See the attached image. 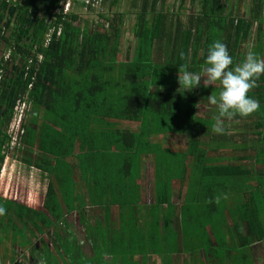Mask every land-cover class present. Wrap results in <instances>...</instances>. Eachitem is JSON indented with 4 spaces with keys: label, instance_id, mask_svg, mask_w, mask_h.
Returning <instances> with one entry per match:
<instances>
[{
    "label": "trees",
    "instance_id": "obj_1",
    "mask_svg": "<svg viewBox=\"0 0 264 264\" xmlns=\"http://www.w3.org/2000/svg\"><path fill=\"white\" fill-rule=\"evenodd\" d=\"M140 1L138 23L134 29L137 54L133 57L129 46L125 61H119L124 27L122 12L100 13L105 22L90 26L89 21L84 25L79 23L81 16L73 10L67 14H53L62 0H43L46 9L42 14L40 0H0V39L10 51L9 59L0 56V174L5 150L10 145L8 128L15 107L19 101H29L36 113L44 111V118L40 119L31 112L28 118L26 116L22 141L29 152L22 155L21 161L28 168L36 166L44 170L50 177L44 191L5 180L7 184L2 190L0 205L7 209V213L0 216V230H3L0 240L8 237L13 229L14 243L20 242L21 247L29 243L25 230L9 214L13 212L37 239L54 230L60 245L55 252L49 250L48 245L42 248L46 264H96V247L102 250L100 264H150L152 256L160 258L157 264H173V254L183 244V247H190L186 242L191 238L195 242L194 251H187L190 259H198L197 256L201 259L195 253L200 254L203 250L205 264H247L251 255L245 247L250 248L254 237L264 239V183L259 182V176L256 175V188L261 192L255 194L256 188L253 192L250 189V198L242 201L238 214H233L241 239L238 252L243 248L241 251L245 252L241 257L228 249L227 234L224 233L231 232L230 228L222 226L224 221L213 214H204L201 219L200 215L198 219L183 212L182 205L178 224L181 228L174 227V203L172 207L164 199L171 190L166 193L167 189L163 191V185L160 187V180L167 181L171 177L168 170L166 173L161 168L163 163H168V157L163 160L160 155L156 156L165 150L159 144L158 150L153 151L149 139L156 133L191 136L187 151L196 159L193 166L201 170L197 174L199 178L193 176L186 184V197H189L190 188L191 192L194 191V183L202 185L203 177H208L210 170L231 178L245 179L250 175L251 170L243 163L250 160V155L247 158L238 154L232 164H207L216 162L212 152L223 157V151H234L226 147L229 130L223 134L215 133L216 136H209L208 140L200 139L198 132L194 134L197 128L199 131L207 123L197 115L199 91L197 88L190 92L180 89L177 76L179 69L199 72L207 48L215 40L225 43L233 63L239 64L244 57L240 46L252 36L256 23L255 48H259L257 53L264 56V0H252L248 17L243 16L241 9L237 17L232 13L224 15V0H201V12L190 16L188 24L180 15L174 23L170 13L159 10L160 3L166 0ZM74 2L76 7H92L84 0ZM107 2L118 7L121 0H102L101 4ZM137 4L134 2V6ZM53 28L52 39L46 45V35ZM37 53L44 56L40 63ZM248 95L260 101V108L247 117L235 118L248 121L254 118L258 138L253 167L254 164L260 165L263 169L254 171L264 176V75ZM113 118L139 121V129L114 127L110 130L116 123ZM219 135L222 140L218 139ZM77 143L80 152L74 155ZM109 148L114 150L113 158L103 154ZM141 149L145 155L156 152L158 157H155L154 204H145L142 208L140 193L128 195L126 189L119 191L115 186L120 183L117 177L121 173L130 174L122 168H130L133 155L141 156ZM15 151L20 153L22 150ZM73 156H76V162L72 161ZM229 159L224 155L222 161ZM76 166L81 170L79 177L86 182L89 199L82 191L83 184L75 187L76 180L72 178L76 176ZM90 180L100 183H89ZM249 188L247 183L240 184L238 194ZM213 192L206 195L214 198ZM88 202L101 207L102 213L105 211V218H98L96 228L92 233L87 232L92 255L83 250L76 238L62 237L57 226L66 213L83 210ZM165 203L166 207H160ZM217 203L218 199L213 201V206L216 207ZM192 207L185 206V210ZM116 208L118 214L114 220L112 213ZM142 212L144 215L140 214ZM190 219H198L199 234L190 229ZM88 224L92 225L87 223L86 228ZM244 224L245 230L242 229ZM18 234L22 235V241ZM179 241V244L182 241L180 247ZM11 259L15 263V258Z\"/></svg>",
    "mask_w": 264,
    "mask_h": 264
},
{
    "label": "rangeland",
    "instance_id": "obj_2",
    "mask_svg": "<svg viewBox=\"0 0 264 264\" xmlns=\"http://www.w3.org/2000/svg\"><path fill=\"white\" fill-rule=\"evenodd\" d=\"M134 2L138 3L137 6H134ZM133 0H121V3L118 5V7H112L107 3L104 4H97L95 6H92L91 8L88 7H76L74 6L73 11H76L77 13L80 14L81 16V23L84 25L86 21H89L90 26L94 25L95 23L98 22H105V20L100 16V13H106L108 15L113 14L115 11L122 12L123 18H124V27H123V34H122V41H121V54L119 56V61H125L127 58V49L129 46L132 48V56H136L137 51H135L136 46L138 45L137 37L134 35V29L138 23V12L140 11L141 7V1L138 0L134 1ZM39 8H40V14H42L45 9H46V4L43 2V0H40L39 3ZM140 4V5H139ZM252 5V0H224V7H223V13L224 15H228L229 13H232L234 17L238 16V11L241 9V12L244 14L243 16L248 17L249 14V9ZM163 9L164 11L168 12L171 14V18L174 23H176V18L178 15H180L181 19L183 22L188 24L187 22L189 21V17L195 14H198L202 10V3L201 0H186L185 2L182 3V0H166L165 2H161L159 5V10ZM262 26H263V31H264V11L262 15ZM257 23L254 25V28L252 30V36L249 38L248 41H244L241 44V50L243 51V56L247 54L248 51H255L257 52L259 48H255V45L257 43ZM264 40V37H263ZM9 47H6L3 40L0 39V56L3 57L4 59H9L10 58V51L8 49ZM241 56L239 55V59ZM10 66V65H9ZM198 93H199V100H198V108H197V115L203 117L205 121L207 122L206 125H204L199 131L198 128L196 129L194 134L200 133L199 138L203 140H208L209 136H216L215 133L212 131V125L213 122V117L217 111L216 106L212 105L208 101V96H210L212 93L213 94H218L219 92V83L217 82V85H209L207 88L203 86V78H201V85L197 87ZM206 89V90H205ZM210 89V91H208ZM28 110H27V118L31 112L36 113L32 107L31 103L28 101ZM41 114H43L42 119L44 118V112L39 111L36 113V115L41 117ZM26 118V120H27ZM255 120L252 118V120H241L238 118H233L231 120H228L225 122V128L229 130L226 140H227V148H230L231 150L234 151H223L222 153L227 156V158H231L227 160L226 162L222 161L224 160V155L223 157L218 156V152H212L211 155L213 156L212 158H216L213 161V163H208L207 164H229L233 163V160L237 158L239 155H246L248 158V155L250 157L247 161H244L245 166L251 170L250 175L245 178V179H240L231 178L229 175H224V174H217L214 171H209V174L207 175L208 177H203V183L202 185L199 186V184L194 183L192 187L194 188V191L189 192V197H183L185 194L186 189L188 186L186 185L187 183L185 181H181L184 179H187L188 181L190 178L194 176V178H199L198 177V172L201 169H197L198 166H193V162H196V159L193 157L194 155L191 154V152L188 150H184V146H187L189 144V140L191 138L190 135L188 134H177L174 133L175 135L170 136V138H167L166 136H161L160 139L163 143H168L169 145L175 147L174 149L172 148L170 151H160V153H157V156L160 155L163 160L165 158L167 159L168 163H163L162 170L171 176L167 181L160 180V187L163 185L162 190L164 191L167 189H172L173 186L175 188V196L173 195H168L167 197H164V199L168 200V203L171 204L173 207V203L175 204V208H177V213L182 212L180 210L181 204L184 206L183 212L186 214H189L190 216L196 217L200 219L203 217L204 214H213L214 216L220 218L221 220L224 221L222 226L224 227H229L230 231L232 234H236L239 236L238 230L235 228L236 219L234 218L235 215L233 214H238V209L240 208V204L242 201H247L250 198V189L251 191L256 188L257 182H256V175L259 176V182L264 183V176L259 175V173L255 172L257 170H261L263 168H260L261 166L258 164H254L253 167V155L255 156V151H256V142L258 138V134H256V128L254 127ZM198 132V133H197ZM198 136V135H197ZM218 139L220 140L223 139L221 135H219ZM196 138V135H195ZM153 140V139H152ZM153 143L152 141H150ZM156 146V145H155ZM20 153L18 151H15V149H11L8 151L7 158L4 160V163L2 165V171L0 174V196L2 195V190H4V187L6 186L8 181H12L11 183L15 184H20L24 185L26 187L30 186L32 189H40L42 188V191H44L45 187L48 183V180L46 179L43 180L41 179V175H39L34 169H30L27 167V165H24L23 162L21 161L22 155L25 154V152L28 151L27 147H24ZM7 151V150H6ZM29 152V151H28ZM38 152V151H37ZM7 153V152H6ZM35 153V152H34ZM33 153V154H34ZM142 155L141 156H136V153L133 155V160H131V163L133 164L130 168H125L123 167L122 170H127L130 172V174H124L121 173L120 177H117V181L120 183H116L115 186L119 191L127 190L125 194L128 195H134L137 196L140 193V196H143V188L142 184L137 183L138 179V173L139 179H142V181L145 178V175L142 173L145 171L144 169V160L147 157L145 153H142V149L140 152ZM220 153V152H219ZM36 154V153H35ZM239 154V155H238ZM252 155V156H251ZM245 157V158H246ZM234 158V159H233ZM162 160V161H163ZM154 162H157L154 160ZM247 163V164H246ZM27 167V168H26ZM253 167V169H252ZM26 168V169H25ZM189 168V169H188ZM27 170V171H26ZM255 170V171H254ZM32 171V173H31ZM214 176V177H213ZM71 178V177H70ZM154 178H155V173H154ZM73 181L76 180L75 187L78 184V181L80 180V177L74 176L72 178ZM151 179V177L149 178ZM148 179V180H149ZM215 179V182L212 180ZM72 181V180H71ZM116 181V182H117ZM239 182V183H238ZM10 183V184H11ZM22 183V184H21ZM149 191L146 193L145 192V200L141 201L140 206L142 208L143 205H148L151 206L154 204V195H153V188L151 184V180H149ZM171 183V186H169ZM235 183V184H232ZM242 183H247L249 185V189H245L241 193L238 194V186ZM34 184V185H32ZM38 184V185H36ZM42 184V186H41ZM69 184V182L66 184V186ZM222 184V185H221ZM232 184V185H231ZM32 185V186H31ZM118 185V186H117ZM147 187V184H144ZM155 185V183H154ZM167 185V187H165ZM244 185V184H243ZM40 186V187H39ZM114 186V187H115ZM159 186V185H158ZM169 187V188H168ZM199 188V190H197ZM147 189V188H145ZM214 190L215 197H208L206 194L211 193ZM195 192H199L196 194ZM253 192V191H252ZM256 192L260 193L261 190H255ZM183 197V198H182ZM224 198V200H220L219 198ZM175 198V201H173ZM5 199V198H3ZM201 199V201L199 200ZM218 199V203L216 207L213 206V201ZM173 202V203H172ZM167 203L162 204L160 207L166 206ZM93 205L88 202V206L84 208L83 210L77 209L76 211L72 213H66L64 216V220L61 221L60 224H58V228L60 229V234L61 236H74L81 246L83 247L84 251L87 252L88 254H93V250L91 247V244L89 243L88 235L87 232L90 231L92 233V229L96 228V222L97 219L100 217V214L102 213V208H93ZM185 206L187 208L189 206H193L190 208L188 211L185 210ZM264 209V205H263ZM114 211H116L114 209ZM113 211L112 215L116 218L118 212L115 214ZM264 212V210H263ZM10 215L13 216L14 221L18 224L19 227H21L23 230H25V234L29 240V243L26 244L25 246L21 247L19 243H14V236L13 232H9L8 237L2 238L4 239L3 241L0 240V264H38V260H42L44 264L45 258L43 253L42 248L45 246H49V250L55 252V248L60 245V241L56 239L54 235V230L51 229V231L44 233L40 235V238L37 239L30 230H27L23 227L22 222L13 214V212H9ZM105 215V211L102 213ZM101 218V217H100ZM178 224L179 223V216L176 217ZM198 219H190V229L197 234L201 232V227ZM91 223L93 225L88 224V228H86L87 223ZM231 224V225H228ZM186 227V223L183 224ZM242 229H246V225H242ZM181 226L179 225V230ZM70 229V233L68 232ZM3 230H0V233H2ZM221 234L223 232H220ZM228 234V233H224ZM19 238H21L22 241V235L18 234ZM1 238V234H0ZM227 237V245L230 247L228 248L229 250H233L234 254H242L245 253L243 249H239L240 252H238V248L241 246V239L239 238H231ZM229 239L232 241V245L228 242ZM195 240L191 238L186 244L188 245H193ZM177 242L178 246L180 247L182 245ZM185 243V242H184ZM176 244V243H175ZM33 245V246H32ZM234 245V246H233ZM175 246V247H178ZM184 246V244H183ZM181 246L178 253L173 256V261L174 264H205V259H204V251L200 250L199 253H195V255H199L201 259L197 256L198 259H190L191 256L187 255L189 254L187 251L193 250L192 248L194 245L191 247H183ZM61 247V246H60ZM174 247V248H175ZM247 249V252L249 255H251L247 259V264H264V242L263 240H259L256 237L252 239L251 246L250 248L245 247ZM34 249V250H33ZM178 250V249H177ZM194 251V250H193ZM95 252H97L98 256L96 257L97 263H101L102 259V250L99 248H95ZM193 253V252H192ZM222 253V252H221ZM220 253V254H221ZM11 257L15 258V263L14 261L12 262ZM246 259V258H243ZM203 260V263L200 261ZM153 259L150 261V264H154L156 262V259L153 263ZM156 264V263H155Z\"/></svg>",
    "mask_w": 264,
    "mask_h": 264
},
{
    "label": "clouds",
    "instance_id": "obj_3",
    "mask_svg": "<svg viewBox=\"0 0 264 264\" xmlns=\"http://www.w3.org/2000/svg\"><path fill=\"white\" fill-rule=\"evenodd\" d=\"M261 75H264V56L255 51H248L239 64H234L227 45L215 40L207 48L200 71L179 69L177 79L180 89L185 92L199 87L201 78L205 88L219 83L218 94L212 93L208 96V101L217 109L213 117L212 131L223 134L226 131V119L247 117L260 108V101L248 93L256 86ZM6 213L7 209L0 205V216ZM38 264L44 262L38 260Z\"/></svg>",
    "mask_w": 264,
    "mask_h": 264
},
{
    "label": "crops",
    "instance_id": "obj_4",
    "mask_svg": "<svg viewBox=\"0 0 264 264\" xmlns=\"http://www.w3.org/2000/svg\"><path fill=\"white\" fill-rule=\"evenodd\" d=\"M50 42V41H49ZM45 44L47 45L48 43H47V41L45 40ZM39 55H42V59H39ZM43 58H44V56H43V53H37V59H38V62L40 63L42 60H43ZM198 89V88H197ZM206 90V89H205ZM208 91H210V89L208 90ZM42 112H44L43 110H42ZM42 117H43V114H41V117H40V119H42ZM113 121H115L116 123L113 125V126H111V128H109L110 130H112L114 127H123V128H131V129H133V130H138L139 129V125H140V122L139 121H134V120H126V119H112ZM94 130H97V129H94ZM174 136L175 134L174 133H171V134H161V133H156V134H152L151 136H150V141H152L153 142V146L151 147L152 149H153V151H157L158 150V145L160 144L161 145V149H163V150H165V151H168V150H171L172 148L174 149L175 147H173V146H171V145H169L168 143H163L160 139H158V138H160L161 136H166L167 138H170V136ZM153 139V140H152ZM105 140V138L103 137L102 138V141H104ZM109 140V139H108ZM101 141V139L98 141V142H100ZM110 142V141H109ZM156 145V146H155ZM24 147H25V145H24ZM187 147H188V144H187V146H184V147H182V148H184V150H187ZM160 148V147H159ZM7 150V151H6ZM6 150H5V160H6V158H7V154H8V151L10 150V147H7L6 148ZM7 152V153H6ZM80 151H79V143H77V145H76V147H75V149H74V155H76V154H78ZM155 153L156 152H154V153H150V154H147V157L145 158V160H144V162L143 163H145L144 164V169H145V171L144 172H142L144 175H145V178H144V180L142 181V179H139V175H140V173H138V179H137V183L138 184H142V188H143V190H142V192H143V196H140L141 198H140V202L141 201H143V200H145V192L147 191H149V180H151V184L150 185H152V188H153V190H152V192H153V195H154V199H155V188H154V183H155V178H154V173H155V162H154V160H155V157L157 156H155ZM103 154H105V155H107V157H111V158H113L112 156H113V154H114V150L113 149H111L110 150V148L109 149H107V151H104L103 152ZM156 158H158V157H156ZM72 161H74V162H76L77 161V158H76V156H73V158H72ZM23 162V164L24 165H26L25 163H24V161H22ZM27 167H28V165H27ZM26 167V168H27ZM25 168V169H26ZM30 169H34L39 175H41V179H43V180H45L46 181V179L48 180V178H49V175H48V173L47 172H45L44 170H42V169H40V168H38V167H36V166H32ZM75 169H76V177H79V174H81V170H80V168H79V166H76L75 167ZM189 169V168H188ZM27 171V170H26ZM31 173H32V171H31ZM151 177V179H149ZM149 179V180H148ZM96 180H90V181H88L89 183H95L96 184V182L97 183H100V182H98V181H96ZM183 181H185L186 183H188V180L187 179H184ZM78 184H83V189H82V191H84L83 193L86 195V198L87 199H89L90 198V196L88 195V192H87V188H85V184H86V182H84L83 180H82V177H80V180L78 181ZM77 184V185H78ZM144 184H147V187L144 185ZM145 188H147V189H145ZM186 189V191H185V194L183 195V197H186V193H188V190H187V188H185ZM191 189L192 188H190L189 189V191H191ZM146 192V193H147ZM171 195H173V196H175L176 194H175V188H174V186H173V188L171 189ZM98 196V195H97ZM97 196H95V197H97ZM182 197V198H183ZM173 201H175V198H174V200ZM174 206H175V204H174ZM181 206H182V204H181ZM93 208H95L94 206H92ZM164 207H166V206H164ZM96 208H99L100 209V207H96ZM181 208V207H180ZM116 211H114V213L116 214L117 213V211H118V209L116 208L115 209ZM74 212V211H73ZM141 215H144V213L142 212V213H140ZM180 215H181V212L180 213H177V208H175V210H174V227H176V229L177 230H179V225H178V221H177V216H179L180 217ZM100 217L103 219V218H105V215H103L102 213L100 214ZM99 217V218H100ZM113 217H114V215H113ZM114 220H116V218L114 217ZM93 225V224H92ZM69 231V233H70V229H68ZM208 230H210V228H208ZM9 232H13V229H12V231L10 230ZM70 234H72V231H71V233ZM66 238H70V239H73V238H75L74 236H71L70 237V235H68V236H65ZM227 237H231V238H239L240 239V236H238V235H236V234H232V232H229L228 234H227ZM12 238H14L13 236H12ZM230 238V239H231ZM229 239V243H231L232 244V241ZM263 242H264V239H263ZM81 245V244H80ZM45 247V246H44ZM47 247V246H46ZM91 247H92V244H91ZM83 248V247H82ZM84 250V249H83ZM93 250V249H92ZM87 253V252H86ZM178 253V252H177ZM177 253H175V254H173V256L174 255H176ZM172 256V257H173ZM151 258V257H150ZM141 259V258H140ZM154 260L155 261V259H157V261L155 262L156 264L157 263H160V258L159 257H157V256H152V258L150 259V261L151 260ZM174 259H172V261H173ZM154 261H153V263H154ZM151 263V262H150ZM154 263V264H155ZM173 264H174V261H173Z\"/></svg>",
    "mask_w": 264,
    "mask_h": 264
},
{
    "label": "built area",
    "instance_id": "obj_5",
    "mask_svg": "<svg viewBox=\"0 0 264 264\" xmlns=\"http://www.w3.org/2000/svg\"><path fill=\"white\" fill-rule=\"evenodd\" d=\"M84 1L87 5L90 4L92 6L102 3V0H84ZM74 6H75L74 0H62L61 6L53 10V14L60 12L67 14L73 10ZM53 32H54V28L51 29L50 32L46 35L47 43H49V41L52 39ZM59 34H60V30L58 31V35ZM39 59H42V55H39ZM1 72H3V70ZM1 79H2V74H0V80ZM31 86L32 84L30 85V87ZM27 106L28 103L26 101H19L15 107V114L8 128V134L11 137L10 145H9L11 149L16 150V149L24 148V143L22 140L25 134L24 122L27 116V110H28Z\"/></svg>",
    "mask_w": 264,
    "mask_h": 264
}]
</instances>
